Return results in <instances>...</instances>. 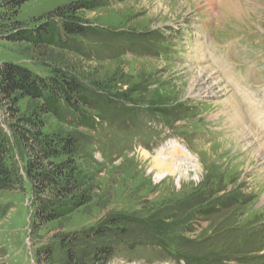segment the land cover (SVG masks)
<instances>
[{"label":"rangeland","instance_id":"374dc122","mask_svg":"<svg viewBox=\"0 0 264 264\" xmlns=\"http://www.w3.org/2000/svg\"><path fill=\"white\" fill-rule=\"evenodd\" d=\"M6 1L0 67L17 64L64 91L57 113L40 119L30 100L20 114L0 104L8 166L21 178L0 190V264H264V164L247 141L230 144L248 125L264 138L253 115L264 111V0H29L17 10ZM51 21L58 34L46 50L7 38ZM64 22L87 30L64 39ZM201 67L229 95L195 98L202 86L190 95ZM230 94L242 128L222 108ZM22 117L75 143L71 157L51 160H68L77 197L86 194L61 219L38 213L27 178L37 153L17 134L30 129Z\"/></svg>","mask_w":264,"mask_h":264},{"label":"trees","instance_id":"16d2710c","mask_svg":"<svg viewBox=\"0 0 264 264\" xmlns=\"http://www.w3.org/2000/svg\"><path fill=\"white\" fill-rule=\"evenodd\" d=\"M27 1L29 0H8L6 9L10 7V9L17 10ZM58 16L60 17V15ZM86 30V27L80 24L63 23L64 39L70 35H84ZM57 34L56 24L51 21L32 30H15L7 38L13 43H26L30 48L46 50L56 44ZM68 86L71 92L79 94L80 91L76 85L70 83ZM60 91H64L63 85L54 80L46 81L17 64L4 63L0 67V104L12 103L19 114L20 109L18 108L21 102L26 100L34 103L33 114L38 115V119L56 114V96ZM47 93L52 96L46 97ZM22 119L30 129H26L27 131L21 135L16 133L25 144L29 140L32 142L33 146L30 147L29 155L33 154L32 148L37 153V156L29 159L27 163V178L35 188L34 196L42 200V206L38 209V213L46 221L58 220L72 214L80 206H83L82 202H84L86 194H78L79 197H77L82 185H80L81 182L73 165L68 160L59 164H55L51 160L61 156L71 157L76 151L74 141L65 139L64 142H55L35 130L38 122L26 117H22ZM14 130L16 129L14 128ZM3 133L4 131L0 127V190H7L13 189L21 178L14 165L8 166L12 158L7 137ZM55 200L62 201H57L60 202L58 205Z\"/></svg>","mask_w":264,"mask_h":264},{"label":"bare ground","instance_id":"6f19581e","mask_svg":"<svg viewBox=\"0 0 264 264\" xmlns=\"http://www.w3.org/2000/svg\"><path fill=\"white\" fill-rule=\"evenodd\" d=\"M226 1L228 2L229 0H226ZM171 4L175 5V2H170V5ZM195 4L199 5L198 2ZM209 6L213 8L212 10H214L215 4L210 3ZM228 12L231 13V9L228 10ZM195 50L200 52L202 49H201V47L197 46ZM200 59H203V56H200ZM223 85L224 84L222 83V81H218V78L216 77V72H214L213 70H210L208 67H201L199 69L198 77L196 78V80L194 81L192 86L189 88V92H190V95L194 94L195 92L198 91V88H200L202 86L204 88L199 89V92H201L202 95H200V94H198V96L195 95L194 96L195 98L201 97V96L209 97V96H213V95L223 97V94H222L223 92H224L225 96L227 94L229 95V90L225 87L218 91V89ZM230 96L231 97L226 102H224L222 108L224 107L225 109L228 108L231 110V114H230V121L231 122H230V124H232L233 126H237L238 128H242L240 126L242 125L241 124V121H242L241 118H242L243 110H244L243 106L241 103L238 102L237 98H235L234 95L230 94ZM246 97H247V99L248 98L251 99L249 95H246ZM250 101H252V99ZM253 105H254V103H253ZM255 110H256V115L253 114L256 118L255 122H258V119H259V123H260L259 125L264 127V111H261L260 109H255ZM246 115H248V114H246ZM253 117H252V119H253ZM247 122H249V121H247ZM255 122H254V124H256ZM247 128L246 129H244V128L240 129L239 134H237V136H234L231 138L230 144L233 147V144L235 143L234 141L237 140V138L242 139L243 141H247L248 143H246L244 146H246L247 150L253 149L254 152L256 153V158H258L259 161L262 160L263 164H264V138H262L256 132V130L254 131V128L252 126L248 125ZM170 161H172V160L170 159Z\"/></svg>","mask_w":264,"mask_h":264}]
</instances>
